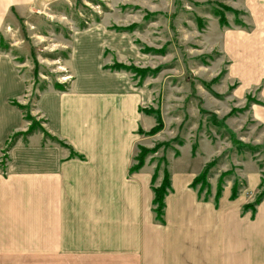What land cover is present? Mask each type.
<instances>
[{
	"label": "rangeland",
	"instance_id": "rangeland-1",
	"mask_svg": "<svg viewBox=\"0 0 264 264\" xmlns=\"http://www.w3.org/2000/svg\"><path fill=\"white\" fill-rule=\"evenodd\" d=\"M262 2L0 0V57L25 84L23 96L14 98L8 93L12 78L0 70V145L11 128L6 119L24 124L17 132L37 128L7 147L15 133L8 132L0 172L6 175L9 150L19 138L27 142L47 131L34 107L38 92L84 82L135 97V149L147 150L144 165L158 174L152 186L164 169H191L202 196L230 187L252 201L264 192V121L253 113L264 107L262 84L246 86L234 73L227 33L254 29ZM8 97L20 122L2 108ZM250 172L260 178L253 189L245 177ZM7 206V217L17 218L14 204Z\"/></svg>",
	"mask_w": 264,
	"mask_h": 264
},
{
	"label": "crops",
	"instance_id": "crops-1",
	"mask_svg": "<svg viewBox=\"0 0 264 264\" xmlns=\"http://www.w3.org/2000/svg\"><path fill=\"white\" fill-rule=\"evenodd\" d=\"M261 4L255 28L227 33V45L234 73L246 86L261 83L264 99ZM0 70L12 78L9 95L22 97L24 80L1 57ZM83 83L47 87L34 103L47 132L81 157L40 132L9 150L7 173L0 172V264H264V199L253 213L243 209L250 201L244 194L231 198L230 187L217 202L204 199L190 185L196 172L174 170L162 221L156 219L150 166L128 172L136 155L135 97ZM12 98L2 108L20 122ZM253 113L264 121V107ZM11 124L6 119V135L24 129ZM245 177L250 189L258 186L257 172ZM8 204L17 218L7 217Z\"/></svg>",
	"mask_w": 264,
	"mask_h": 264
},
{
	"label": "trees",
	"instance_id": "trees-1",
	"mask_svg": "<svg viewBox=\"0 0 264 264\" xmlns=\"http://www.w3.org/2000/svg\"><path fill=\"white\" fill-rule=\"evenodd\" d=\"M29 119V117H28ZM36 125H30L27 130L25 132H15L12 136H11V140H9L7 143V147L11 146L15 139L19 136H23L26 137L27 135L31 134L33 131H35ZM43 135H44V140L46 138H50L53 141H55L56 143L60 144L63 147H67L70 149V155L71 156H78L81 157L79 154H77L70 146H68V144H66L63 140L51 135L50 133H48L47 131H42ZM139 152L134 156V162L129 166L128 172L132 173L135 171H138L139 169H141L144 165V158H145V154L146 151L144 149V147H140ZM164 174L161 175V181L159 182V184L157 186H152V191H153V199H152V205H153V212L155 214V218L162 221V216H163V210H164V198L165 195L171 190V182H170V172L166 171L164 169ZM158 176V174H156V172H154L152 174L151 177V182L153 183L154 180L156 179V177ZM192 187H195L194 185V179L190 184ZM221 189L219 188L217 190V192H215L214 195V201L217 202L220 193H221ZM231 198H234L237 195V192L235 190V188L232 189L231 191ZM198 196L201 197L200 191H198ZM204 199H207L208 196L204 195L203 196ZM264 199V192L261 191L256 198H254L252 201L246 202L245 204H243V209L244 210H250L251 213H253L255 211V207L257 204H259L262 200Z\"/></svg>",
	"mask_w": 264,
	"mask_h": 264
}]
</instances>
